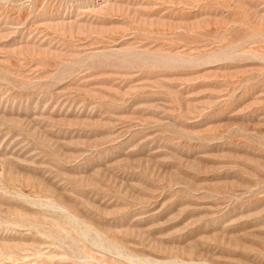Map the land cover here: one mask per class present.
Returning <instances> with one entry per match:
<instances>
[{
  "label": "rangeland",
  "instance_id": "obj_1",
  "mask_svg": "<svg viewBox=\"0 0 264 264\" xmlns=\"http://www.w3.org/2000/svg\"><path fill=\"white\" fill-rule=\"evenodd\" d=\"M0 264H264V0H0Z\"/></svg>",
  "mask_w": 264,
  "mask_h": 264
}]
</instances>
